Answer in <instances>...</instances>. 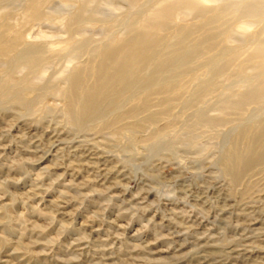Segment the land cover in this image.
I'll use <instances>...</instances> for the list:
<instances>
[{
  "label": "rangeland",
  "instance_id": "374dc122",
  "mask_svg": "<svg viewBox=\"0 0 264 264\" xmlns=\"http://www.w3.org/2000/svg\"><path fill=\"white\" fill-rule=\"evenodd\" d=\"M15 1L0 4V264H264V98L230 105L264 82V6L179 9L84 115L101 52L166 0H48L42 27ZM40 45L45 68H24Z\"/></svg>",
  "mask_w": 264,
  "mask_h": 264
},
{
  "label": "bare ground",
  "instance_id": "6f19581e",
  "mask_svg": "<svg viewBox=\"0 0 264 264\" xmlns=\"http://www.w3.org/2000/svg\"><path fill=\"white\" fill-rule=\"evenodd\" d=\"M5 1L6 0H0V4ZM47 1L48 0H23L24 2L23 5L26 6V9L29 10V14H27L26 18L23 17L28 24L31 22L32 23L37 22L38 27H42L44 25V23L41 22V20L45 18L44 14L41 12V8L44 6L43 4H45ZM90 1H94V0H90ZM136 1L137 0H129L130 4H134ZM209 1L211 0H166L164 5L158 10L155 16V18L156 17L158 18L160 16V19L158 21L154 19V21L152 22L140 23L137 27L134 28L135 37L123 38L118 43H116V45L114 44L112 46L110 45L105 47L104 50L101 52V64H99L96 67V73L98 75L100 83H98V85H95V87L89 89L83 95L79 96L81 101V113L87 115L92 109H94L98 90H101L109 83L120 85L121 87L126 86L127 84L130 83L133 76L136 75L137 72H139L140 66L150 57L151 52L149 50L154 49L156 47V44L158 42L157 35L159 31L166 29L172 23L179 9L183 8L185 12L187 11L188 13L201 12L203 9H201L199 5ZM15 2H17V0ZM243 2L244 5H242V7H244L245 10L244 13L248 12L250 14L251 13L254 14L253 12L257 11V9L264 6V0L238 1L239 4H243ZM13 3H11V5ZM221 8H219V6L217 5L216 9L219 10ZM22 40H23V36L19 34V31H16L11 36V41L9 42L10 50H14L15 48H17V46ZM35 51L36 54L34 56L29 55L24 60L23 62L24 68H28L30 70L33 68H37L41 66L42 62L48 58V57L45 58L43 54L44 52H42L41 45L36 46ZM199 51H201V49L197 50L196 52ZM263 55H264V45L259 44L256 46V48L252 53V56L255 57V64L257 68L261 67V65H264V60L262 59ZM109 65L112 66L113 68L112 72L109 71L107 72L106 70V66ZM163 65L164 63L162 64V66ZM43 68L45 67H42L41 71ZM68 79H70V84H69L70 98L68 100V107L71 108V106L73 105V99L75 98L74 96H78L76 93L80 84V76L79 74L76 73L71 75L70 78ZM263 98H264V82L262 83L261 86L252 87L251 89L248 90L247 93L244 94L242 93V95L238 97V99L232 101L230 105L239 106L247 102H253V101L256 102ZM262 101H264V99ZM143 105L146 106L145 101L143 102ZM167 111L168 109H164L163 113H167ZM203 113L205 114V112ZM204 114L200 113L194 115H196L195 118L197 119V121L202 123L204 126L215 127L220 125L222 120L220 115L207 116L206 114L205 115ZM151 115L150 118L148 117V120L152 121L153 118H151ZM134 116L135 115L131 117ZM137 122L139 121H134L129 124L132 127H134L135 125H137ZM167 125L164 127H167ZM164 127L159 128L158 131L164 129ZM183 153H187V151H183Z\"/></svg>",
  "mask_w": 264,
  "mask_h": 264
}]
</instances>
